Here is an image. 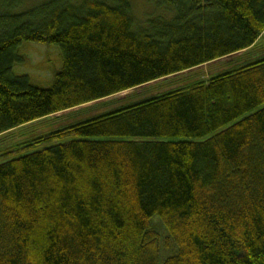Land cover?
I'll use <instances>...</instances> for the list:
<instances>
[{"label":"trees","instance_id":"16d2710c","mask_svg":"<svg viewBox=\"0 0 264 264\" xmlns=\"http://www.w3.org/2000/svg\"><path fill=\"white\" fill-rule=\"evenodd\" d=\"M24 1L0 0V136L187 83L2 148L73 137L0 162V264H264V0ZM25 41L60 49L47 88L12 71Z\"/></svg>","mask_w":264,"mask_h":264},{"label":"rangeland","instance_id":"374dc122","mask_svg":"<svg viewBox=\"0 0 264 264\" xmlns=\"http://www.w3.org/2000/svg\"><path fill=\"white\" fill-rule=\"evenodd\" d=\"M135 13L142 19L145 12L152 9L154 4L149 0H129ZM26 0L24 1V3ZM150 6V7H149ZM263 39H260L253 50L254 53L263 54L264 49H260L264 46ZM19 60L15 61L12 67V71L15 75H27L29 82L38 87L47 88L52 84L54 79V73L61 66L60 49L55 44H45L39 42H23L17 49ZM231 55L227 58H233ZM227 58H221L216 62L204 64L201 67L194 69L195 74L201 77H207L208 75L226 68ZM227 67H230L227 66ZM179 76V75H178ZM171 76L167 78H160L158 80L149 82L145 85L138 86L133 89H129L118 94L106 97L101 100L87 103L84 106L74 108L62 114L55 116H49L43 120L36 121L28 126L18 128L17 130L0 136V150L9 143H16L31 138L46 135L47 133L56 130L59 127L66 126L68 124L85 120L98 114H103L114 110V108L129 105L140 101L141 99L153 95L160 88H167L171 86L184 85L187 83L185 79H181V76ZM195 76V75H194ZM194 78V77H193ZM73 137H65L61 139H55L54 141L43 140L39 143L30 144L24 150L20 151H8L0 155V162L9 160L34 150L42 149L47 146L58 144L68 141Z\"/></svg>","mask_w":264,"mask_h":264}]
</instances>
